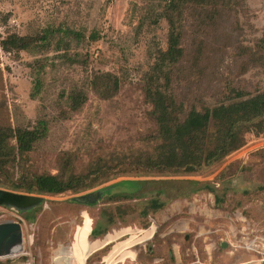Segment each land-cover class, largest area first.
<instances>
[{
  "label": "rangeland",
  "instance_id": "rangeland-1",
  "mask_svg": "<svg viewBox=\"0 0 264 264\" xmlns=\"http://www.w3.org/2000/svg\"><path fill=\"white\" fill-rule=\"evenodd\" d=\"M168 1L0 0V125H48L35 148L10 165V184L0 188L23 192L11 185L21 176L59 174L64 154L76 172L112 174L76 193H30L44 201L24 213L0 205V222L23 224L22 248L0 257V264H264V133H247L240 149L198 173H136L131 164L132 154L157 129L143 85L158 51L167 48L168 23L161 14ZM46 28L81 30L86 38L71 40L68 56L53 45L2 48L9 34L35 36ZM93 31L97 40L89 38ZM263 40L264 0L187 8L185 57L174 75V94L188 108L204 109L227 101L233 90H264ZM103 72L120 77L121 87L109 99L89 85ZM37 80L40 91L32 95ZM75 86L89 97L73 113L67 96ZM137 180L147 181L139 197L120 196L137 191ZM185 180L210 182L216 190L172 198L142 215L159 187L166 199L185 190ZM96 190L104 194L95 203L72 200ZM98 225L105 232L91 235ZM170 251L180 253L179 262L169 258Z\"/></svg>",
  "mask_w": 264,
  "mask_h": 264
},
{
  "label": "trees",
  "instance_id": "trees-1",
  "mask_svg": "<svg viewBox=\"0 0 264 264\" xmlns=\"http://www.w3.org/2000/svg\"><path fill=\"white\" fill-rule=\"evenodd\" d=\"M231 0H169L162 12L168 23L167 48L160 49L155 62L145 76L143 91L152 106V116L156 122V132L147 139L145 148H139L132 154V165L136 173H198L226 158L245 144L247 133H264V90L254 94L233 90L234 95L227 101L204 109L189 107L178 99L173 92L174 75L177 66L185 57L183 46L184 16L187 8L201 6L208 9L224 8ZM230 10V9H229ZM86 38L81 30L71 28H46L42 34L29 36L12 33L2 39V48L11 50H31L49 48L53 45L57 51H64L68 56L71 40L80 43ZM89 38L97 40L99 34L93 31ZM264 41V40H263ZM71 63L78 59L69 57ZM90 87L99 97L109 99L120 89V77L111 72L94 74L89 80ZM41 81L37 80L36 95L40 91ZM88 91L75 86L67 96L71 112L79 111L88 100ZM48 125L40 120L36 125L17 127L0 125V183L10 184L9 168L17 156L31 152L46 135ZM14 140V144L12 141ZM79 173L74 170L68 154L61 159L60 173H32L19 178L22 182L11 183L18 190L26 193L59 194L71 190L79 192L94 187L102 179L112 174L106 172L102 177L97 174ZM114 175V174H113ZM162 182V181H160ZM174 182H183L182 180ZM186 189L166 199L165 190L159 187L145 204L141 213L162 209L172 198H190L201 191L215 192L210 182L185 180ZM139 189L135 192H119L120 196L134 199L139 197L141 187L147 181L137 180ZM110 187V186H109ZM108 187V188H109ZM110 191V190H109ZM111 195V192H109ZM173 196V197H170ZM105 228L98 225L91 235L98 236Z\"/></svg>",
  "mask_w": 264,
  "mask_h": 264
},
{
  "label": "water",
  "instance_id": "water-1",
  "mask_svg": "<svg viewBox=\"0 0 264 264\" xmlns=\"http://www.w3.org/2000/svg\"><path fill=\"white\" fill-rule=\"evenodd\" d=\"M104 190H96L85 194L74 196L72 200L91 204L100 200ZM41 196L25 192L12 191L0 188V205L15 209L18 213H24L32 210L43 203ZM23 242V224L18 220H9L0 222V257H6L12 254L15 247ZM226 246L225 243L222 245Z\"/></svg>",
  "mask_w": 264,
  "mask_h": 264
},
{
  "label": "crops",
  "instance_id": "crops-1",
  "mask_svg": "<svg viewBox=\"0 0 264 264\" xmlns=\"http://www.w3.org/2000/svg\"><path fill=\"white\" fill-rule=\"evenodd\" d=\"M90 233H91V231H90ZM151 236L154 238V235H152L151 234ZM151 236L149 237V238H151ZM148 239V238H147ZM110 241L111 240H107V241H105V245H107V244H109L110 243ZM223 245V244H222ZM132 257V256H131ZM169 258L171 259V260H173L174 258L176 259V262H179L178 261V259L180 260L181 259V256H180V253L179 252H172V251H170V254H169ZM164 263V262H163ZM165 264H167L166 262H165Z\"/></svg>",
  "mask_w": 264,
  "mask_h": 264
},
{
  "label": "bare ground",
  "instance_id": "bare-ground-1",
  "mask_svg": "<svg viewBox=\"0 0 264 264\" xmlns=\"http://www.w3.org/2000/svg\"><path fill=\"white\" fill-rule=\"evenodd\" d=\"M18 247H19V248H20V247L22 248V244L19 245ZM72 254H73V252H72V248L70 247V248H69L68 256H69L70 258H72V257H71ZM72 259H73V258H72Z\"/></svg>",
  "mask_w": 264,
  "mask_h": 264
},
{
  "label": "flooded vegetation",
  "instance_id": "flooded-vegetation-1",
  "mask_svg": "<svg viewBox=\"0 0 264 264\" xmlns=\"http://www.w3.org/2000/svg\"><path fill=\"white\" fill-rule=\"evenodd\" d=\"M162 264H165V262H164V263H162Z\"/></svg>",
  "mask_w": 264,
  "mask_h": 264
}]
</instances>
